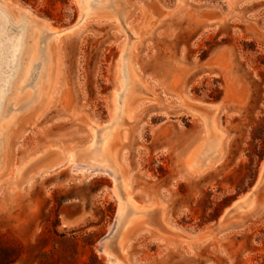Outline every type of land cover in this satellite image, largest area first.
<instances>
[{
    "label": "rangeland",
    "instance_id": "374dc122",
    "mask_svg": "<svg viewBox=\"0 0 264 264\" xmlns=\"http://www.w3.org/2000/svg\"><path fill=\"white\" fill-rule=\"evenodd\" d=\"M83 4L0 0L46 57L4 102L0 264H264V0Z\"/></svg>",
    "mask_w": 264,
    "mask_h": 264
},
{
    "label": "bare ground",
    "instance_id": "6f19581e",
    "mask_svg": "<svg viewBox=\"0 0 264 264\" xmlns=\"http://www.w3.org/2000/svg\"><path fill=\"white\" fill-rule=\"evenodd\" d=\"M83 13H87L90 9L95 8L96 4L101 0H97V3L93 4V0H83ZM20 19V18H19ZM13 20L9 15L0 8V122L8 116V110L4 107V102L7 96L16 88L18 81L23 84V88L29 86L27 91L30 96H33L37 89L39 77L41 76L42 69L44 68L45 55L40 53H34L29 60H26V56L29 52L27 37V25L24 20ZM14 33V34H13ZM61 33V32H57ZM7 73L5 76L4 74ZM20 86V88L22 87ZM19 88V87H18ZM17 88V89H18ZM22 89V88H21ZM23 90V89H22ZM123 91V89H121ZM20 91V90H19ZM15 92V91H14ZM123 94V93H122ZM119 96L120 105L122 102V95ZM29 102V101H28ZM24 103V104H23ZM23 106L25 102H23ZM116 101L114 106L115 115L121 112V106ZM20 106L13 108V111ZM8 120V117H7ZM100 137L97 141L100 148H105V138ZM221 152V149H219ZM217 151V150H216ZM217 155V156H216ZM210 160L207 159L206 165H213L220 159V154H216ZM218 157V158H217ZM210 167V166H209ZM239 202V201H238ZM235 207V206H233ZM133 217L132 211L128 213ZM137 218V217H136ZM133 219L131 220V222ZM133 224V223H132Z\"/></svg>",
    "mask_w": 264,
    "mask_h": 264
},
{
    "label": "crops",
    "instance_id": "0c3cea01",
    "mask_svg": "<svg viewBox=\"0 0 264 264\" xmlns=\"http://www.w3.org/2000/svg\"><path fill=\"white\" fill-rule=\"evenodd\" d=\"M141 216H142V215H140V217H141ZM146 216H148V215H146ZM139 220H140V219H139ZM139 220L136 221V222L134 223L133 226H131V227H129L128 229H126L125 232H128L130 229L134 228V227L139 223ZM122 235L124 236V234L121 233V234L119 235V239H118L117 241L114 242V245L111 247V250H112V251H114V252H116V251H120V249L122 248V246L120 247V245H119L120 241L123 242V245H124V246L126 245V243H125V238H124V237L121 238Z\"/></svg>",
    "mask_w": 264,
    "mask_h": 264
},
{
    "label": "water",
    "instance_id": "95a60500",
    "mask_svg": "<svg viewBox=\"0 0 264 264\" xmlns=\"http://www.w3.org/2000/svg\"><path fill=\"white\" fill-rule=\"evenodd\" d=\"M207 108H209V107L207 106ZM249 196H250V195H249ZM248 198H249V197H248ZM248 198H247V199H248Z\"/></svg>",
    "mask_w": 264,
    "mask_h": 264
}]
</instances>
